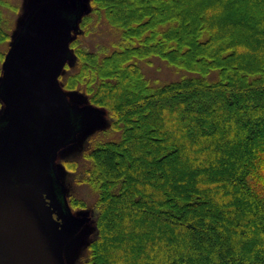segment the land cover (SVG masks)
Listing matches in <instances>:
<instances>
[{"label": "trees", "instance_id": "1", "mask_svg": "<svg viewBox=\"0 0 264 264\" xmlns=\"http://www.w3.org/2000/svg\"><path fill=\"white\" fill-rule=\"evenodd\" d=\"M86 2L60 83L120 139L82 154L96 199L69 195L92 218L78 264H264V0ZM13 4L0 0V80ZM95 24L117 34L110 50L80 39ZM153 57L190 74L156 83Z\"/></svg>", "mask_w": 264, "mask_h": 264}, {"label": "water", "instance_id": "2", "mask_svg": "<svg viewBox=\"0 0 264 264\" xmlns=\"http://www.w3.org/2000/svg\"><path fill=\"white\" fill-rule=\"evenodd\" d=\"M69 6L38 5L26 17L3 63L0 81V264H67L58 241L27 194L49 179L53 204L66 229L78 232L55 158L75 143L93 106L72 105L59 78L73 63L74 33L89 11L84 0ZM88 107V108H87ZM90 109V110H89ZM90 111V112H89Z\"/></svg>", "mask_w": 264, "mask_h": 264}, {"label": "rangeland", "instance_id": "3", "mask_svg": "<svg viewBox=\"0 0 264 264\" xmlns=\"http://www.w3.org/2000/svg\"><path fill=\"white\" fill-rule=\"evenodd\" d=\"M84 1L86 3V0ZM55 2H61L68 6L70 4L69 0H14L13 5L17 10H11V15L8 17V31L13 37H16L26 17L35 7L43 4L57 5ZM94 26L97 28L93 33L91 32L87 36L80 37L85 47L92 51H98L103 47L110 50V42L117 38V34L111 32L106 25L100 24L97 26L95 24ZM143 69L149 79L156 81V83H162L161 85L172 81H179L185 75L190 74L185 70L169 65L166 61L158 57L151 58L149 64H143ZM67 97L72 105L77 104L79 108L88 106L85 104L86 99L84 96L78 93L68 94ZM1 114H3V108L0 110V115ZM118 139H120V134L115 132L110 133L109 122L102 110L98 109L96 112L91 111L87 115L84 121V129L78 134L76 142L62 149L55 158L58 176L62 184L66 187L69 195L82 198L92 205L96 199V195L87 186L78 184L84 167L82 154L93 147L94 141H117ZM73 163H75L76 166L78 165L76 170L69 169V165ZM27 194L43 215L49 230L52 231L54 237L58 241L66 263L78 264L79 258L85 251L89 238L92 237V230L90 227L92 218H89L88 212L74 213L76 221L84 218H87L88 221H85L78 232H71L66 229V223L59 208L53 204L54 199L50 194L49 179L47 177L39 178L32 186L27 188Z\"/></svg>", "mask_w": 264, "mask_h": 264}]
</instances>
